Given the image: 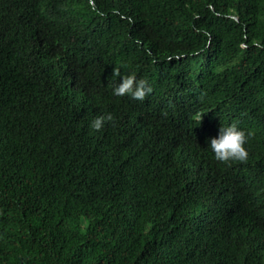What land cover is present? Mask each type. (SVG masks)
I'll list each match as a JSON object with an SVG mask.
<instances>
[{"label": "trees", "instance_id": "trees-1", "mask_svg": "<svg viewBox=\"0 0 264 264\" xmlns=\"http://www.w3.org/2000/svg\"><path fill=\"white\" fill-rule=\"evenodd\" d=\"M0 264H264V0H0Z\"/></svg>", "mask_w": 264, "mask_h": 264}, {"label": "clouds", "instance_id": "clouds-1", "mask_svg": "<svg viewBox=\"0 0 264 264\" xmlns=\"http://www.w3.org/2000/svg\"><path fill=\"white\" fill-rule=\"evenodd\" d=\"M114 74L120 76V82L116 83L112 89L113 95L123 97L130 95L133 99L144 100L153 89L147 80L138 78L135 74H121L119 68H114ZM113 120L111 113L95 116L89 127L95 131H100L105 127L106 122ZM252 133L245 132L237 124L222 125L218 135L210 138L208 147L214 158L220 162L246 161L248 150L246 143Z\"/></svg>", "mask_w": 264, "mask_h": 264}]
</instances>
